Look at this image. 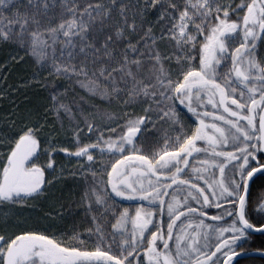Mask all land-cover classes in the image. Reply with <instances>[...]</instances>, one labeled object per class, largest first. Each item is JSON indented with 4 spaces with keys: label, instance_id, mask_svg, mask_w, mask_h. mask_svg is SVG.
<instances>
[{
    "label": "snow or ice",
    "instance_id": "obj_1",
    "mask_svg": "<svg viewBox=\"0 0 264 264\" xmlns=\"http://www.w3.org/2000/svg\"><path fill=\"white\" fill-rule=\"evenodd\" d=\"M0 48L37 66L0 76V264H239L257 233L264 250V0H0ZM37 86L40 109L16 104ZM37 205L72 229L21 222Z\"/></svg>",
    "mask_w": 264,
    "mask_h": 264
},
{
    "label": "rangeland",
    "instance_id": "obj_2",
    "mask_svg": "<svg viewBox=\"0 0 264 264\" xmlns=\"http://www.w3.org/2000/svg\"><path fill=\"white\" fill-rule=\"evenodd\" d=\"M12 54V53H11ZM259 55V54H258ZM35 58L25 56L24 61H21L20 70L15 71L14 74V81L18 80V84L22 80L25 79H31L33 76V73L36 72L37 66L33 63V60ZM26 61V62H25ZM44 79H50L47 73H44L42 76L39 77L36 81H34V84L39 85L41 80ZM13 83V82H12ZM12 83H8L10 86ZM57 85L60 84H67V81L63 80H57L55 81ZM76 90L79 93L80 96H87V90L85 88H80L79 85L76 86ZM16 94H14L15 96ZM46 93L44 92L42 87H31L28 90V96L27 98L23 97V95H20L18 99H16V104L23 106L24 104H31L34 106L35 109H40L44 103ZM89 107H94L96 110H103L107 112H111L113 116L116 119H120L116 114L119 111L120 108H123L124 105H120L119 107H109V102L107 100L102 99L101 97H93L91 100L88 101ZM9 108L8 104L0 103V115H3L4 112H6ZM128 113L132 115L138 114V110L135 108H128ZM186 111V110H185ZM191 114L189 113L188 116ZM193 119H195L193 117ZM185 120L188 123H191V121L187 120V117H185ZM123 123V121H120ZM112 135L115 136V133H109L108 131H105V135ZM150 135V134H149ZM75 161H69L64 157L63 154L58 153L56 156V169H57V176L55 177V183L57 184L56 194L59 195L61 192L64 193L65 196L68 195L69 191H75L76 186L73 184V181L78 179V177H74L69 175L67 172L64 173L63 178L59 176V173L63 171V169H68L69 171H72L77 167ZM47 177V173H46ZM117 201L119 199L117 198ZM135 202H129L128 204H125L123 202L119 203V206L121 208L126 206H132ZM3 206H0L2 208ZM77 211L81 212V215L79 218L76 219V225L78 227H82L83 225V212L80 209H77ZM210 214L216 213L218 210L216 209H210ZM2 215V213H0ZM21 222H26L28 226L32 227H41V228H49L52 232H59L60 229H64L65 231L71 230L73 227L72 224V217H69L67 215V212L65 213V219L61 220L59 217H56L52 214V209L50 205H37L32 208H28L22 212V215L19 217Z\"/></svg>",
    "mask_w": 264,
    "mask_h": 264
},
{
    "label": "trees",
    "instance_id": "obj_3",
    "mask_svg": "<svg viewBox=\"0 0 264 264\" xmlns=\"http://www.w3.org/2000/svg\"><path fill=\"white\" fill-rule=\"evenodd\" d=\"M12 51L10 49H3L0 48V76H4L7 79V83H12V85H17L18 80L14 81V74L15 71L20 70V62L19 63H13L9 60V56L11 55ZM7 64L9 67L5 70L4 65ZM256 196H259V193L255 194ZM119 199V198H118ZM125 204H128V201H122ZM256 204L261 203L260 200L255 201ZM251 222L259 226L262 222L260 219V213L256 212L251 217ZM248 252H262L264 253V250L261 249L260 245V237L259 234L254 235L251 238V242L245 246V248L242 250L241 253H248ZM239 264H264V258L260 257H247L244 259H238L237 260Z\"/></svg>",
    "mask_w": 264,
    "mask_h": 264
},
{
    "label": "water",
    "instance_id": "obj_4",
    "mask_svg": "<svg viewBox=\"0 0 264 264\" xmlns=\"http://www.w3.org/2000/svg\"><path fill=\"white\" fill-rule=\"evenodd\" d=\"M241 256H243L244 258H247V257H260V258H264V253H262V252L240 253V254H238L237 256L234 257V260L237 261L238 259H241Z\"/></svg>",
    "mask_w": 264,
    "mask_h": 264
}]
</instances>
